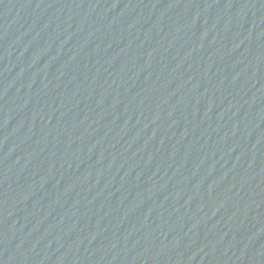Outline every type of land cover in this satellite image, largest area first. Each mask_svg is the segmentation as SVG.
<instances>
[{"label": "water", "instance_id": "95a60500", "mask_svg": "<svg viewBox=\"0 0 264 264\" xmlns=\"http://www.w3.org/2000/svg\"><path fill=\"white\" fill-rule=\"evenodd\" d=\"M0 264H264V0H0Z\"/></svg>", "mask_w": 264, "mask_h": 264}]
</instances>
